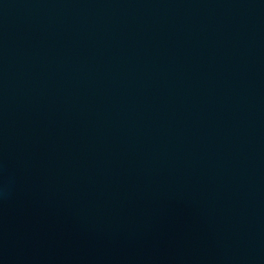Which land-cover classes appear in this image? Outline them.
<instances>
[{
  "label": "water",
  "instance_id": "obj_1",
  "mask_svg": "<svg viewBox=\"0 0 264 264\" xmlns=\"http://www.w3.org/2000/svg\"><path fill=\"white\" fill-rule=\"evenodd\" d=\"M0 264H49L22 188L1 140Z\"/></svg>",
  "mask_w": 264,
  "mask_h": 264
}]
</instances>
